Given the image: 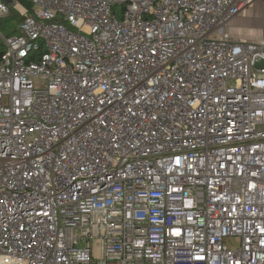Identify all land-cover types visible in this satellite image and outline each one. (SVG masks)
Returning a JSON list of instances; mask_svg holds the SVG:
<instances>
[{"label": "built area", "instance_id": "2783aa9c", "mask_svg": "<svg viewBox=\"0 0 264 264\" xmlns=\"http://www.w3.org/2000/svg\"><path fill=\"white\" fill-rule=\"evenodd\" d=\"M13 1L0 264H264L258 0Z\"/></svg>", "mask_w": 264, "mask_h": 264}, {"label": "crops", "instance_id": "0c3cea01", "mask_svg": "<svg viewBox=\"0 0 264 264\" xmlns=\"http://www.w3.org/2000/svg\"><path fill=\"white\" fill-rule=\"evenodd\" d=\"M227 32L236 40L260 42L264 38V0L256 1L244 14L236 17Z\"/></svg>", "mask_w": 264, "mask_h": 264}, {"label": "trees", "instance_id": "16d2710c", "mask_svg": "<svg viewBox=\"0 0 264 264\" xmlns=\"http://www.w3.org/2000/svg\"><path fill=\"white\" fill-rule=\"evenodd\" d=\"M20 3L29 11L32 10V5L29 2V0H20ZM11 17V16H10ZM7 18L5 20L0 21V31L4 34L6 37H10L13 35H16L19 33V26L24 20V17L21 18V22L18 24H15V20L17 19L16 17L13 19ZM10 19V20H9ZM5 45L3 43H0V58L5 52Z\"/></svg>", "mask_w": 264, "mask_h": 264}, {"label": "rangeland", "instance_id": "374dc122", "mask_svg": "<svg viewBox=\"0 0 264 264\" xmlns=\"http://www.w3.org/2000/svg\"><path fill=\"white\" fill-rule=\"evenodd\" d=\"M20 5L23 7L22 4H20ZM15 17L17 18V19H14L15 20V24H18V23L21 22V18H23V15L18 10L13 9V12H12V15H11L10 19H13ZM219 37H220V35H219Z\"/></svg>", "mask_w": 264, "mask_h": 264}, {"label": "water", "instance_id": "95a60500", "mask_svg": "<svg viewBox=\"0 0 264 264\" xmlns=\"http://www.w3.org/2000/svg\"><path fill=\"white\" fill-rule=\"evenodd\" d=\"M5 2H6L7 5H12L14 3L13 0H5Z\"/></svg>", "mask_w": 264, "mask_h": 264}, {"label": "snow or ice", "instance_id": "6c2138e0", "mask_svg": "<svg viewBox=\"0 0 264 264\" xmlns=\"http://www.w3.org/2000/svg\"><path fill=\"white\" fill-rule=\"evenodd\" d=\"M177 235H179V233H177Z\"/></svg>", "mask_w": 264, "mask_h": 264}]
</instances>
